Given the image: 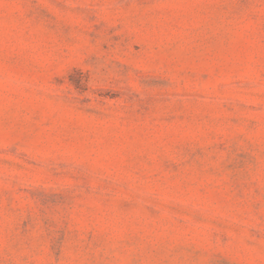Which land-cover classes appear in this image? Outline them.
Segmentation results:
<instances>
[{
  "label": "rangeland",
  "instance_id": "rangeland-1",
  "mask_svg": "<svg viewBox=\"0 0 264 264\" xmlns=\"http://www.w3.org/2000/svg\"><path fill=\"white\" fill-rule=\"evenodd\" d=\"M0 264H264V0H0Z\"/></svg>",
  "mask_w": 264,
  "mask_h": 264
}]
</instances>
